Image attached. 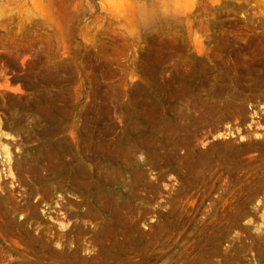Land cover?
<instances>
[{
	"label": "rangeland",
	"instance_id": "rangeland-1",
	"mask_svg": "<svg viewBox=\"0 0 264 264\" xmlns=\"http://www.w3.org/2000/svg\"><path fill=\"white\" fill-rule=\"evenodd\" d=\"M0 264H264V0H0Z\"/></svg>",
	"mask_w": 264,
	"mask_h": 264
}]
</instances>
